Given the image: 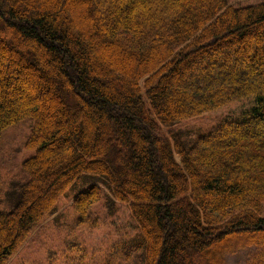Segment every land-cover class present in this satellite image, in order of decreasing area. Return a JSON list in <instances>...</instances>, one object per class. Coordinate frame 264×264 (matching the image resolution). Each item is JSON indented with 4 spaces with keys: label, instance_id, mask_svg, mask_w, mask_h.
<instances>
[{
    "label": "trees",
    "instance_id": "obj_1",
    "mask_svg": "<svg viewBox=\"0 0 264 264\" xmlns=\"http://www.w3.org/2000/svg\"><path fill=\"white\" fill-rule=\"evenodd\" d=\"M249 96L191 141L170 129ZM26 118L0 264L83 174L129 204L144 264H264V3L0 0V131ZM102 197L90 184L72 207Z\"/></svg>",
    "mask_w": 264,
    "mask_h": 264
},
{
    "label": "rangeland",
    "instance_id": "obj_2",
    "mask_svg": "<svg viewBox=\"0 0 264 264\" xmlns=\"http://www.w3.org/2000/svg\"><path fill=\"white\" fill-rule=\"evenodd\" d=\"M229 6L245 7L264 3V0H227ZM23 75V74H22ZM26 76V74H24ZM17 90L8 95L18 97ZM254 106L253 97H245L196 117L170 126L181 140L191 141L203 135L221 119H237ZM32 128L30 118L21 120L0 131V209L10 210L7 198L11 187L28 180L22 163L35 150L25 147ZM167 134V129H163ZM176 160L179 157L175 155ZM90 184L103 190V197L92 204L87 215L80 217L72 203L78 191ZM110 191L103 176L83 174L59 197L57 211L45 216L18 245L5 264H144V250L136 235L138 226L132 218L128 203L110 202ZM264 213V204L262 205ZM246 253L239 251L226 257L225 264H246Z\"/></svg>",
    "mask_w": 264,
    "mask_h": 264
}]
</instances>
